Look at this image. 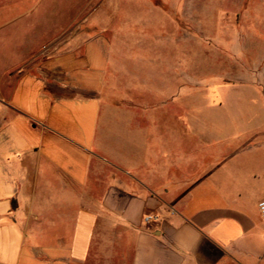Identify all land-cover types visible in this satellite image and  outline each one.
<instances>
[{
	"label": "crops",
	"instance_id": "crops-1",
	"mask_svg": "<svg viewBox=\"0 0 264 264\" xmlns=\"http://www.w3.org/2000/svg\"><path fill=\"white\" fill-rule=\"evenodd\" d=\"M40 46L0 72V264H264V119L145 118L106 37Z\"/></svg>",
	"mask_w": 264,
	"mask_h": 264
},
{
	"label": "rangeland",
	"instance_id": "rangeland-1",
	"mask_svg": "<svg viewBox=\"0 0 264 264\" xmlns=\"http://www.w3.org/2000/svg\"><path fill=\"white\" fill-rule=\"evenodd\" d=\"M29 7L37 8L19 14ZM4 8L0 72L24 37L45 51L72 36H104L114 68L134 76L125 84L132 94L137 78L161 81L142 85L141 101L160 104L142 110L145 118L264 119V0H0Z\"/></svg>",
	"mask_w": 264,
	"mask_h": 264
},
{
	"label": "built area",
	"instance_id": "built-area-1",
	"mask_svg": "<svg viewBox=\"0 0 264 264\" xmlns=\"http://www.w3.org/2000/svg\"><path fill=\"white\" fill-rule=\"evenodd\" d=\"M259 211H260V215H261V218H262V221H263V224H264V200H262L259 203ZM154 220H155V217L152 216V215H148V216L145 217V222L146 223L152 222Z\"/></svg>",
	"mask_w": 264,
	"mask_h": 264
}]
</instances>
